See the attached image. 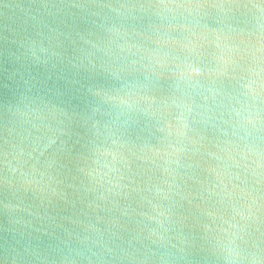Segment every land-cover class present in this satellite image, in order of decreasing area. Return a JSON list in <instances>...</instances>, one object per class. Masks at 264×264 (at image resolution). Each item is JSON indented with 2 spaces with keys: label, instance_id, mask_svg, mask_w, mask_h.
<instances>
[{
  "label": "water",
  "instance_id": "1",
  "mask_svg": "<svg viewBox=\"0 0 264 264\" xmlns=\"http://www.w3.org/2000/svg\"><path fill=\"white\" fill-rule=\"evenodd\" d=\"M262 262L264 0H0V264Z\"/></svg>",
  "mask_w": 264,
  "mask_h": 264
},
{
  "label": "snow or ice",
  "instance_id": "2",
  "mask_svg": "<svg viewBox=\"0 0 264 264\" xmlns=\"http://www.w3.org/2000/svg\"><path fill=\"white\" fill-rule=\"evenodd\" d=\"M231 250H233V251H234V249H231ZM262 264H264V262H262Z\"/></svg>",
  "mask_w": 264,
  "mask_h": 264
}]
</instances>
